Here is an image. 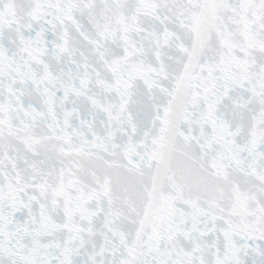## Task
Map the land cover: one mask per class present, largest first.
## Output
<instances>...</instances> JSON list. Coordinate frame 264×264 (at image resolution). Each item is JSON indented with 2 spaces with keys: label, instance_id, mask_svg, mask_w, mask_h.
<instances>
[{
  "label": "snow or ice",
  "instance_id": "snow-or-ice-1",
  "mask_svg": "<svg viewBox=\"0 0 264 264\" xmlns=\"http://www.w3.org/2000/svg\"><path fill=\"white\" fill-rule=\"evenodd\" d=\"M0 264H264V0H0Z\"/></svg>",
  "mask_w": 264,
  "mask_h": 264
}]
</instances>
